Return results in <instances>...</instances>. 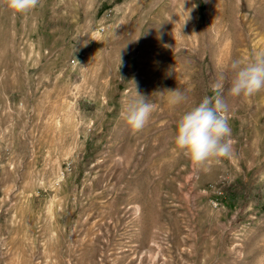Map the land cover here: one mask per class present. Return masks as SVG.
Returning <instances> with one entry per match:
<instances>
[{
    "label": "rangeland",
    "instance_id": "1",
    "mask_svg": "<svg viewBox=\"0 0 264 264\" xmlns=\"http://www.w3.org/2000/svg\"><path fill=\"white\" fill-rule=\"evenodd\" d=\"M261 51L264 0H0V264H264V89L225 83L234 158L173 143ZM134 91L155 105L140 132Z\"/></svg>",
    "mask_w": 264,
    "mask_h": 264
},
{
    "label": "clouds",
    "instance_id": "2",
    "mask_svg": "<svg viewBox=\"0 0 264 264\" xmlns=\"http://www.w3.org/2000/svg\"><path fill=\"white\" fill-rule=\"evenodd\" d=\"M13 12L26 14L41 4V0H6ZM119 57V64H120ZM178 82V81H177ZM229 84L227 95L232 98L251 97L264 89V51L257 52L247 61L232 59L227 68L218 73L210 85L211 95H205L179 118L173 143L193 163L200 165L209 159H231L235 156L232 130L229 124L233 109L224 97L225 83ZM135 92L124 112V119L135 132L142 131L150 122L155 105ZM171 93L170 103L175 106L187 97L179 88Z\"/></svg>",
    "mask_w": 264,
    "mask_h": 264
},
{
    "label": "built area",
    "instance_id": "3",
    "mask_svg": "<svg viewBox=\"0 0 264 264\" xmlns=\"http://www.w3.org/2000/svg\"><path fill=\"white\" fill-rule=\"evenodd\" d=\"M100 31H103V28H101V29H100ZM214 205H215V206H217L218 204H217V203H215Z\"/></svg>",
    "mask_w": 264,
    "mask_h": 264
},
{
    "label": "bare ground",
    "instance_id": "4",
    "mask_svg": "<svg viewBox=\"0 0 264 264\" xmlns=\"http://www.w3.org/2000/svg\"><path fill=\"white\" fill-rule=\"evenodd\" d=\"M136 211H137V208H136Z\"/></svg>",
    "mask_w": 264,
    "mask_h": 264
}]
</instances>
